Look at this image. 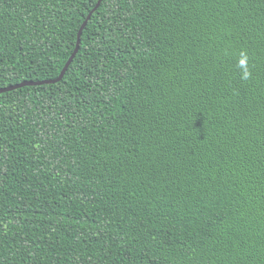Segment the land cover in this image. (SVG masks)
<instances>
[{"label": "trees", "instance_id": "16d2710c", "mask_svg": "<svg viewBox=\"0 0 264 264\" xmlns=\"http://www.w3.org/2000/svg\"><path fill=\"white\" fill-rule=\"evenodd\" d=\"M97 2L0 0V89ZM0 264H264V0H102L1 93Z\"/></svg>", "mask_w": 264, "mask_h": 264}, {"label": "water", "instance_id": "95a60500", "mask_svg": "<svg viewBox=\"0 0 264 264\" xmlns=\"http://www.w3.org/2000/svg\"><path fill=\"white\" fill-rule=\"evenodd\" d=\"M102 2V0H98V2L96 3V6L92 9V11L88 14L86 20L84 21V23L82 24L79 32H78V35H77V43H76V47H75V50L74 52L72 53V55L70 56V58L68 59V61L66 62V64L64 65L60 75L54 79V80H48V81H41V82H24L20 85H17V86H11V87H6V88H2L0 89V94L1 93H4V92H7V91H11V90H14L16 88H19V87H22V86H28V85H41V84H51V83H56V82H59L60 80H62L66 70L68 69L69 65L71 64L74 56L76 55V53L78 52V49H79V44H80V37H81V33L84 29V27L86 26V23L87 21L90 19L92 13L99 7L100 3Z\"/></svg>", "mask_w": 264, "mask_h": 264}, {"label": "clouds", "instance_id": "9594fccd", "mask_svg": "<svg viewBox=\"0 0 264 264\" xmlns=\"http://www.w3.org/2000/svg\"><path fill=\"white\" fill-rule=\"evenodd\" d=\"M242 55V58L240 59L239 63L243 66L244 64H246V61H247V57L245 54H241ZM247 76V74H245Z\"/></svg>", "mask_w": 264, "mask_h": 264}]
</instances>
